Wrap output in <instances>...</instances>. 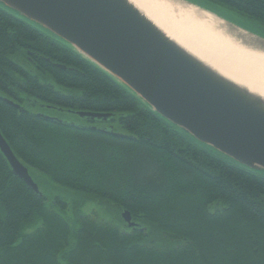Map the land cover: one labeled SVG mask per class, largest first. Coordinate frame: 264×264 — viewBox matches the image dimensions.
I'll return each instance as SVG.
<instances>
[{"label":"trees","instance_id":"obj_1","mask_svg":"<svg viewBox=\"0 0 264 264\" xmlns=\"http://www.w3.org/2000/svg\"><path fill=\"white\" fill-rule=\"evenodd\" d=\"M205 1L264 24V0ZM49 111L78 121L38 116ZM0 132L39 191L0 153V264H264L263 171L198 143L2 4ZM41 180L111 204L118 228L85 201L43 194Z\"/></svg>","mask_w":264,"mask_h":264},{"label":"water","instance_id":"obj_2","mask_svg":"<svg viewBox=\"0 0 264 264\" xmlns=\"http://www.w3.org/2000/svg\"><path fill=\"white\" fill-rule=\"evenodd\" d=\"M179 1L241 30L264 47V37L239 29L197 4ZM0 4L70 45L198 143L245 168L264 172V99L175 45L128 0H0ZM75 115L102 121L110 117ZM91 130L104 133L97 127ZM0 153L12 173L39 194L1 132ZM122 219L128 227L134 226L129 213L124 212Z\"/></svg>","mask_w":264,"mask_h":264},{"label":"bare ground","instance_id":"obj_3","mask_svg":"<svg viewBox=\"0 0 264 264\" xmlns=\"http://www.w3.org/2000/svg\"><path fill=\"white\" fill-rule=\"evenodd\" d=\"M128 1L175 45L231 83L264 99V47L254 38L179 0Z\"/></svg>","mask_w":264,"mask_h":264},{"label":"rangeland","instance_id":"obj_4","mask_svg":"<svg viewBox=\"0 0 264 264\" xmlns=\"http://www.w3.org/2000/svg\"><path fill=\"white\" fill-rule=\"evenodd\" d=\"M191 1H193L194 3H199L202 5H205V6H207V5L213 6L215 8V10H221L228 17L230 16L235 22L242 23L250 29L252 28L253 31L257 34V36L258 35L264 36V24H260L259 22H256L255 20H252V19L249 20L242 15L234 13L230 9L228 10L226 7H223L220 5H215V4L210 3L208 1L206 2L205 0H191ZM46 114L51 116L53 119L62 120V121L68 122V123H71L72 121H75V122L78 121L77 118L72 117L71 115L63 116L62 112H58V111H56V112L49 111ZM47 115H45V116H47ZM35 176L39 177L37 174H35ZM39 186H40V190L43 192V194L47 195L48 197H51L52 195H56V196H61L62 198H64L67 201L69 208H71V206H74V204L83 205L80 202L85 201L86 202L85 203L86 204L85 212L86 211L88 213L98 212L99 214H101L102 219L105 223L110 224L114 227H117V225L119 223V219H118V221H115V222L112 221L115 219V217H117L118 213L115 212V210L113 209V206L109 203H107V204H101L99 202L93 203L87 197H85V198L80 197L78 199L77 196H75L74 199L72 200L71 199L72 196L69 193H67L64 189L58 187L57 185H55L53 183H49V182L44 181V180H41L39 182ZM121 217H122V215H121Z\"/></svg>","mask_w":264,"mask_h":264},{"label":"flooded vegetation","instance_id":"obj_5","mask_svg":"<svg viewBox=\"0 0 264 264\" xmlns=\"http://www.w3.org/2000/svg\"><path fill=\"white\" fill-rule=\"evenodd\" d=\"M202 5V4H201ZM203 6V5H202ZM206 7H208L209 8V10L210 11H213L214 13H217V15H220L221 17H223L224 19H226L228 22L230 21V22H232L233 24H235V25H237V26H241V27H243V28H245L246 30H248L249 32H252V33H254V34H256L254 31H253V29L251 28H248V27H246L244 24H242V23H237V22H235L230 16L228 17L225 13H223L221 10H215V8L213 7V6H209V5H207ZM260 36V35H259ZM261 37H264V36H261Z\"/></svg>","mask_w":264,"mask_h":264}]
</instances>
